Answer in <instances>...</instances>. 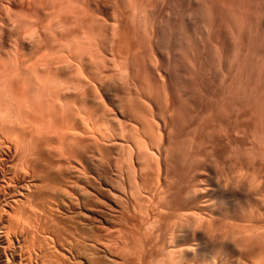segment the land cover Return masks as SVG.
Wrapping results in <instances>:
<instances>
[{
  "label": "rangeland",
  "instance_id": "obj_1",
  "mask_svg": "<svg viewBox=\"0 0 264 264\" xmlns=\"http://www.w3.org/2000/svg\"><path fill=\"white\" fill-rule=\"evenodd\" d=\"M0 118V264H263L264 0H0Z\"/></svg>",
  "mask_w": 264,
  "mask_h": 264
},
{
  "label": "bare ground",
  "instance_id": "obj_2",
  "mask_svg": "<svg viewBox=\"0 0 264 264\" xmlns=\"http://www.w3.org/2000/svg\"><path fill=\"white\" fill-rule=\"evenodd\" d=\"M56 2H57V1H56ZM79 19H80V18H79ZM86 26H87V25H86ZM92 28H93V27H92ZM88 31H89V30H88ZM91 31H92V30H91ZM83 34H84V33H83ZM89 34H91V33H89ZM81 36H82V35H81ZM89 37H90V36H89ZM90 40H91V39H90ZM76 43H77V42H76ZM81 46H83V45H81ZM89 48H90V47H89ZM91 48H92V47H91ZM65 49H66V48H65ZM69 49H70V48H69ZM73 49H74V48H73ZM93 49H94V48H93ZM83 50H84V49H83ZM84 51H85V50H84ZM92 51H93V50H92ZM100 54H101V53H100ZM60 55H61V54H60ZM12 70H13V69H12ZM6 72H8V71H6ZM14 72H15V71H14ZM12 73H13V72H12ZM17 73H18V72H17ZM1 74H2V73H1ZM5 74H6V73H5ZM22 74H23V73H22ZM12 76H13V75H12ZM15 77H16V76H15ZM19 77H20V76H19ZM24 77H25V76H24ZM41 77H43V76H41ZM143 77H144V76H143ZM8 78H9V77H8ZM34 78H35V77H34ZM37 78H38V77H37ZM4 79H6V78H4ZM9 79H10V78H9ZM9 79H8V80H9ZM12 79H13V78H12ZM48 82H49V81H48ZM41 83H42V82H41ZM47 84H48V83H47ZM17 85H18V84H17ZM1 87H2V86H1ZM5 87H6V86H5ZM10 88H11V87H10ZM56 88H57V87H56ZM1 90H2V89H1ZM6 90H7V89H6ZM6 90H5V91H6ZM21 90H22V89H21ZM8 92H9V91H8ZM1 93H2V92H1ZM2 94H3V93H2ZM13 94H14V93H13ZM16 95H17V94H16ZM7 96H8V95H7ZM41 96H42V95H41ZM15 97H16V96H15ZM59 98H60V97H59ZM66 99H67V98H66ZM1 100H2V99H1ZM16 100H17V99H16ZM27 100H28V99H27ZM8 101H9V100H8ZM9 103H10V102H9ZM6 104H7V103H6ZM60 104H61V103H60ZM70 105H71V104H70ZM28 106H29V105H28ZM16 108H17V107H16ZM25 108H26V107H25ZM135 108H136V107H135ZM19 109H20V108H19ZM136 109H138V108H136ZM10 111H11V110H10ZM12 111H13V110H12ZM14 111H15V110H14ZM21 111H22V110H21ZM65 111H66V110H65ZM1 112H2V111H1ZM4 112H6V111H4ZM7 112H8V111H7ZM61 112H62V111H61ZM63 113H64V112H63ZM12 114H13V113H12ZM12 114H10V115L13 116ZM18 114H19V113H18ZM6 115H7V114H6ZM67 115H68V114H67ZM70 115H71V114H70ZM15 116H17V115H15ZM27 117H28V116H27ZM69 117H71V116H69ZM15 118H16V117H15ZM15 118H14V119H15ZM66 118H67V117H66ZM0 119H1V118H0ZM68 119H69V118H68ZM144 119H145V118H144ZM3 120H4V119H3ZM17 120H18V119H17ZM148 120H149V119H148ZM6 121H7V120H6ZM27 121H28V120H27ZM12 122H13V121H12ZM17 122H18V121H17ZM28 123H29V122H28ZM69 123H70V122H69ZM10 124H11V123H10ZM25 124H26V123H25ZM1 125H2V124H1ZM148 125H150V124H148ZM13 126H14V125H13ZM24 127H25V126H24ZM26 127H27V126H26ZM125 127H126V126H125ZM134 127H135V126H134ZM148 127H149V126H148ZM0 128H1V127H0ZM142 128H143V126H142ZM142 128H141V130H143L145 127H144L143 129H142ZM22 129H24V128H22ZM30 129H31V128H30ZM72 129H73V128H72ZM134 129H135V128H134ZM139 129H140V128H139ZM146 129H147V128H146ZM10 130H11V129H10ZM17 130H18V129H17ZM141 130H139V131L141 132ZM3 131H4V130H3ZM135 131H137V130H135ZM137 132H138V131H137ZM16 133H17V132H16ZM50 134H51V133H50ZM135 134H136V136H138L137 133H135ZM139 138H141V136H140ZM135 139L137 140V138H135ZM141 139H142V138H141ZM138 140H139V139H138ZM138 140H137V141H138ZM75 141H76V140H75ZM76 142H77V141H76ZM138 142H139V141H138ZM88 144H89V143H88ZM138 144H139V143H138ZM87 146H88V145H87ZM141 150H142V149H141ZM138 151H139V150H138ZM142 151H143V150H142ZM140 162H141V161H140ZM259 232H260V231H259ZM250 233H251V232H250ZM261 233H262V232H261ZM263 233H264V232H263ZM263 233H262V234H263ZM247 236H248V235H247ZM247 236H246V237H247ZM246 237H245V238H246ZM260 237H261V236H260ZM251 238H252V236H251ZM253 238H254V237H253ZM255 239H256V238H255ZM254 242H255V241H254ZM237 247H238V246H237ZM262 255H263V254H262ZM258 263H259V261H258ZM259 264H261V263H259ZM263 264H264V262H263Z\"/></svg>",
  "mask_w": 264,
  "mask_h": 264
}]
</instances>
